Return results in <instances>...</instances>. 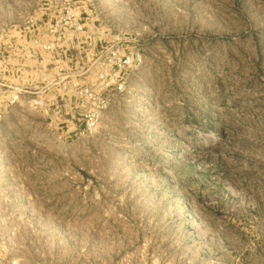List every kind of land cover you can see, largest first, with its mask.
Here are the masks:
<instances>
[{"label":"rangeland","instance_id":"rangeland-1","mask_svg":"<svg viewBox=\"0 0 264 264\" xmlns=\"http://www.w3.org/2000/svg\"><path fill=\"white\" fill-rule=\"evenodd\" d=\"M41 6L0 0V264H264V0Z\"/></svg>","mask_w":264,"mask_h":264},{"label":"built area","instance_id":"built-area-1","mask_svg":"<svg viewBox=\"0 0 264 264\" xmlns=\"http://www.w3.org/2000/svg\"><path fill=\"white\" fill-rule=\"evenodd\" d=\"M45 6H41V8H38V11H58L60 13H64L67 17L69 15V18H71L72 10H71V1L72 0H43ZM40 2V0H39ZM77 21L73 19V22L71 24L73 26H76Z\"/></svg>","mask_w":264,"mask_h":264}]
</instances>
